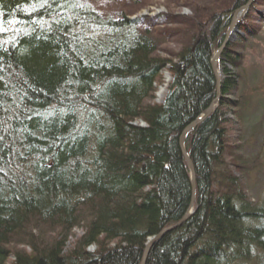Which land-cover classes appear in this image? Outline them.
<instances>
[{
  "label": "trees",
  "instance_id": "trees-1",
  "mask_svg": "<svg viewBox=\"0 0 264 264\" xmlns=\"http://www.w3.org/2000/svg\"><path fill=\"white\" fill-rule=\"evenodd\" d=\"M204 1L190 6L196 30L186 23L189 42L172 60L159 46L176 33L156 38L166 14L145 27L84 0H0V264H142L148 239L173 227L146 264H264V202L249 195V176L263 172L254 127L264 99L243 98L232 44L220 109L185 141L194 193L180 147L218 95L211 59L250 0ZM226 114L253 136L231 146Z\"/></svg>",
  "mask_w": 264,
  "mask_h": 264
},
{
  "label": "rangeland",
  "instance_id": "rangeland-1",
  "mask_svg": "<svg viewBox=\"0 0 264 264\" xmlns=\"http://www.w3.org/2000/svg\"><path fill=\"white\" fill-rule=\"evenodd\" d=\"M85 2H89L91 6L99 11L105 17L114 16L120 17V15H128L130 18L143 17V19L148 20L147 25H153L155 22L154 18L166 14L165 16L160 18L158 25L156 28L158 30V35L156 34V38L159 41L162 39V35L164 31H173L176 33L175 37L170 35L169 38H165L163 43L159 46V56L162 58H169L175 60L176 55L179 50L189 42L190 30H196V21L193 18V11L191 7L195 0H84ZM203 2H205L203 0ZM215 0H207V4L214 3ZM204 4V3H203ZM202 4V5H203ZM169 7H168V6ZM243 24L245 27H238L239 35H234L232 39L229 41V44L233 45V49H235L238 53L243 55L242 62V70H244V74L246 77L247 90L246 93H243L244 96H253L255 94L256 98L260 99L262 97V101L264 99V0H256L254 5L250 8V10L245 14ZM191 21V29H187V22ZM185 22V24H184ZM245 28V29H244ZM222 57V54L221 56ZM218 71L220 76L225 77L224 65L222 60L219 62ZM230 68L232 72L237 73L238 70L233 69L232 65L227 66ZM162 79L157 84L156 93L153 103L161 104L166 98V94L169 88V82L171 81V74L166 70L164 71ZM255 87L257 90H255ZM240 93L237 95H232L230 98L233 100H240ZM258 95V96H257ZM242 98V99H243ZM219 107V108H218ZM220 109V104L217 106ZM216 108V109H217ZM222 111H225L222 109ZM260 115L257 118L258 121L255 124L256 133V147L262 146L264 144V107L262 111L259 110ZM227 115V114H226ZM228 120H230L229 125V144L231 146L240 145L243 142V138L245 135H249V128L237 123V118L235 114H228ZM248 130V133H247ZM247 133V134H246ZM253 136L252 134H250ZM249 135V136H250ZM248 137H245V140ZM239 141V142H238ZM260 144V145H259ZM259 145V146H258ZM257 152H262L264 154V146L258 149ZM251 155L250 150L246 151V157ZM262 170L261 174H258L255 178L256 174L249 176V182L251 184L252 189L254 188L255 194L250 193L251 200L254 202L255 200L258 202H264V161L262 162ZM236 171V169H235ZM83 231L80 229H76L73 232V237L70 242H73L75 238L81 237ZM24 250L29 253V249L24 246H21L19 250ZM90 252L96 251L95 247L89 249ZM7 264H12V259H10Z\"/></svg>",
  "mask_w": 264,
  "mask_h": 264
},
{
  "label": "water",
  "instance_id": "water-1",
  "mask_svg": "<svg viewBox=\"0 0 264 264\" xmlns=\"http://www.w3.org/2000/svg\"><path fill=\"white\" fill-rule=\"evenodd\" d=\"M254 1L255 0H250L245 6L239 8V10L233 14L232 22L229 25V30H228L227 35L225 37L226 40L223 43V45L219 48V50L214 53V55L211 59L213 72H215V77H216V82H217V93H218V95H217L216 99L211 103V106L203 113L201 118H199L195 122L191 123L190 126L180 136V147L183 151L185 160H187L190 171L192 173L191 182L193 183V193L195 191V185H196V182H195L196 174L194 171L193 163L190 160L189 155L186 152L185 141L187 139V136L190 134V132L193 129H195L197 125L201 124V122H203L205 119L210 117L212 115V113L215 111V109L217 108V106L219 105V103L221 102L222 95H223V93H222V83H223L222 81L223 80H222L220 73L218 71V64L220 61L219 59H220L221 54H223L225 47L229 44V41L232 39L231 36L237 31V28H238L237 24H238L240 18L242 17L243 14H245L250 9V7L253 5ZM141 125L144 126V123H142ZM191 204L192 205H191L189 211L187 212L186 217L183 219L182 223H184V221H186L191 216V214L193 213L194 198H193V201ZM173 228H175V227H173ZM173 228L163 230L162 233H160L159 235L152 236L150 239H148V242H147L146 248H145L146 249L145 254H144L143 259H142V264H146L147 257L149 255L150 250H151L150 248L152 247V244L161 240L162 236L165 235L166 233L172 231Z\"/></svg>",
  "mask_w": 264,
  "mask_h": 264
},
{
  "label": "bare ground",
  "instance_id": "bare-ground-1",
  "mask_svg": "<svg viewBox=\"0 0 264 264\" xmlns=\"http://www.w3.org/2000/svg\"><path fill=\"white\" fill-rule=\"evenodd\" d=\"M234 35L238 36L239 34H238V32L236 31V32L234 33ZM234 35H232L231 38H232Z\"/></svg>",
  "mask_w": 264,
  "mask_h": 264
}]
</instances>
